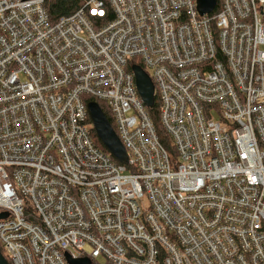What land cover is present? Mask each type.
Instances as JSON below:
<instances>
[{
    "label": "built area",
    "instance_id": "built-area-1",
    "mask_svg": "<svg viewBox=\"0 0 264 264\" xmlns=\"http://www.w3.org/2000/svg\"><path fill=\"white\" fill-rule=\"evenodd\" d=\"M215 9L86 0L53 21L44 0H0L8 264H68L65 252L91 264H264V0ZM90 100L107 109L127 163L97 145Z\"/></svg>",
    "mask_w": 264,
    "mask_h": 264
},
{
    "label": "water",
    "instance_id": "water-1",
    "mask_svg": "<svg viewBox=\"0 0 264 264\" xmlns=\"http://www.w3.org/2000/svg\"><path fill=\"white\" fill-rule=\"evenodd\" d=\"M216 3V0H196L197 10L200 15L211 13L215 9ZM131 69L139 96L146 107L150 108L154 103L153 83L140 65H132ZM86 108L97 139L115 161L127 163L128 156L126 151L99 104L94 100H90L87 102ZM6 216V212L0 213V218H4ZM64 257L68 264H91L90 259L87 257L74 258L68 252L64 253ZM0 264H8L1 252Z\"/></svg>",
    "mask_w": 264,
    "mask_h": 264
},
{
    "label": "trees",
    "instance_id": "trees-1",
    "mask_svg": "<svg viewBox=\"0 0 264 264\" xmlns=\"http://www.w3.org/2000/svg\"><path fill=\"white\" fill-rule=\"evenodd\" d=\"M85 1L86 0H44V6L51 20L55 21L62 16H67L72 14L78 8H80ZM216 1L217 3H216L215 12L219 9V0ZM87 99H92V98L88 97ZM157 105H159V102L155 94L154 103L150 108H148V112L161 143L168 151L172 152V147L169 137L165 133L164 129L161 127L160 122L158 121ZM102 110L106 115L107 119L109 120V122L112 123L109 113L103 105H102ZM96 143L102 149V151L107 152V150L104 148V146L100 143V141L97 138H96Z\"/></svg>",
    "mask_w": 264,
    "mask_h": 264
},
{
    "label": "rangeland",
    "instance_id": "rangeland-1",
    "mask_svg": "<svg viewBox=\"0 0 264 264\" xmlns=\"http://www.w3.org/2000/svg\"><path fill=\"white\" fill-rule=\"evenodd\" d=\"M135 61H139L138 58L135 59ZM158 104V103H157ZM149 113V112H148ZM157 115H158V121L160 122V116H159V105H157ZM214 117H216L215 114H213ZM170 152V151H169ZM128 172V171H127ZM142 208L147 207V199H143V201L140 203ZM87 250V246L85 248ZM96 264H108L104 258L100 257L96 260Z\"/></svg>",
    "mask_w": 264,
    "mask_h": 264
}]
</instances>
